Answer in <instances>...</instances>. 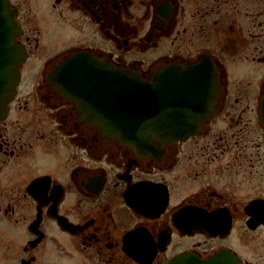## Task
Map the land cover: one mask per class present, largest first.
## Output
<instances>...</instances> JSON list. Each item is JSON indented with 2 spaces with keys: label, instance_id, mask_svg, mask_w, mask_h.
Listing matches in <instances>:
<instances>
[{
  "label": "flooded vegetation",
  "instance_id": "1",
  "mask_svg": "<svg viewBox=\"0 0 264 264\" xmlns=\"http://www.w3.org/2000/svg\"><path fill=\"white\" fill-rule=\"evenodd\" d=\"M8 2L25 59L0 121V264H264V0ZM105 63L147 82L204 66L213 91L187 137L129 143L82 101Z\"/></svg>",
  "mask_w": 264,
  "mask_h": 264
},
{
  "label": "water",
  "instance_id": "2",
  "mask_svg": "<svg viewBox=\"0 0 264 264\" xmlns=\"http://www.w3.org/2000/svg\"><path fill=\"white\" fill-rule=\"evenodd\" d=\"M17 29L8 0H0V120L14 96L18 67L25 58L22 45L16 41ZM101 67L80 79L85 84L82 100L94 113L93 121L101 123L106 134L132 138L133 142L135 137H148L147 130L161 140L187 137L195 119V106L213 91L206 68L170 67L147 83L136 73L114 69L106 63ZM261 121L264 126V103ZM188 258L189 255H178L171 264ZM231 261L239 264L238 260Z\"/></svg>",
  "mask_w": 264,
  "mask_h": 264
}]
</instances>
